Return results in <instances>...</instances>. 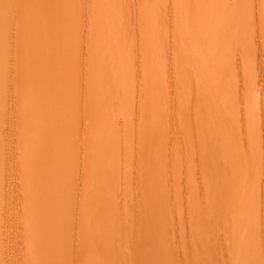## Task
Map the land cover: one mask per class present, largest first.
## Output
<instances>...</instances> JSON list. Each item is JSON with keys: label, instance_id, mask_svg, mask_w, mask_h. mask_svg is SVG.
<instances>
[{"label": "rangeland", "instance_id": "obj_1", "mask_svg": "<svg viewBox=\"0 0 264 264\" xmlns=\"http://www.w3.org/2000/svg\"><path fill=\"white\" fill-rule=\"evenodd\" d=\"M0 264H264V0H0Z\"/></svg>", "mask_w": 264, "mask_h": 264}, {"label": "bare ground", "instance_id": "obj_2", "mask_svg": "<svg viewBox=\"0 0 264 264\" xmlns=\"http://www.w3.org/2000/svg\"><path fill=\"white\" fill-rule=\"evenodd\" d=\"M238 209H239V207H238Z\"/></svg>", "mask_w": 264, "mask_h": 264}]
</instances>
